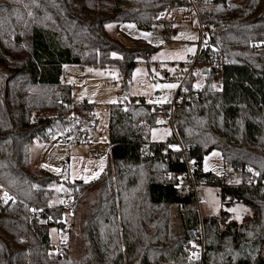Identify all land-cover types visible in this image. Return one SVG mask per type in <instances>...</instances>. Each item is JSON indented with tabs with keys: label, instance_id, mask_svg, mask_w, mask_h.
<instances>
[{
	"label": "trees",
	"instance_id": "obj_1",
	"mask_svg": "<svg viewBox=\"0 0 264 264\" xmlns=\"http://www.w3.org/2000/svg\"><path fill=\"white\" fill-rule=\"evenodd\" d=\"M96 2H0V181L44 207L31 217L21 202L0 211V264L191 263L185 246L200 217L192 190L181 189L188 183L186 162L180 149L164 155L163 142L150 139L165 112L135 97L109 105L105 173L90 183L66 182L72 196L80 194L70 223L79 234L80 255L72 256L70 247L52 254L49 227L65 229L68 209L49 204V185L59 178L29 170V145L57 131L67 136L91 128L97 120L92 103H71V87L61 82L64 65L115 64L128 80L136 61L155 49L142 40L127 46L108 35L104 24L132 21L148 28L155 12L185 0ZM200 14L212 24L211 44L230 63L216 91L193 87V76L185 80L189 104L174 110L177 136L171 129L168 141L181 142L198 166L195 178L217 186L222 206L239 201L252 212L241 223L226 209L201 217L205 262L264 264V0H206ZM212 149L240 172L238 184L202 171ZM170 206L176 208L175 226Z\"/></svg>",
	"mask_w": 264,
	"mask_h": 264
},
{
	"label": "rangeland",
	"instance_id": "obj_2",
	"mask_svg": "<svg viewBox=\"0 0 264 264\" xmlns=\"http://www.w3.org/2000/svg\"><path fill=\"white\" fill-rule=\"evenodd\" d=\"M205 2L206 0H201L200 4L204 5ZM96 3L98 4V0ZM166 8L168 6L154 13L155 20L148 28L138 27L132 21L104 24L108 35L127 46L134 40H142L155 49L145 59L139 58L136 61L128 80L122 77L115 64L104 67L64 65L61 82L71 87V103L80 104L83 101L92 103V113L97 120L93 127L86 128L91 138L88 143L74 141L76 132L80 129H75L67 136L62 131H57L50 133L48 139L35 138L30 143L29 170L35 172L42 169L59 178L58 182L49 185L51 193L48 201L51 206L66 205L73 198L66 182L80 180L83 183H90L98 180L105 173L110 149L107 138L110 104L118 103L120 95H124L127 100L135 97L137 100L142 99L150 106L159 105L176 90L180 82L178 69L182 64L186 65L190 62L196 54L198 29L191 22L168 23L164 20ZM112 56L117 57L118 55L112 54ZM193 73V87L201 89L207 85L212 91L220 88L219 74L210 71L208 75H204L198 69H195ZM168 84L175 85V87H157V85ZM164 119V115L157 116L156 125L150 131L152 141H165L166 139L168 141V138L172 136L171 127L163 123ZM93 152L97 156H92ZM261 168L264 169V166ZM201 169L203 172L212 173L216 178L224 179L229 184H238L240 181L236 175L223 178L225 170L233 172V169L224 164L218 149H212L204 156ZM257 169L252 168V173L258 172ZM198 197L202 199L198 205L196 204L199 217L218 215L222 209H226L234 221L241 223L252 215L250 208L239 201L229 206H222L218 188L215 185L202 182ZM168 214L170 224L175 226L177 224L175 206L168 208ZM64 216L66 222L65 229H62L65 231L64 236L58 235L57 227H49L50 240L53 245L52 254L62 253L70 247L71 255L78 257L81 253L79 234L70 224L73 212L66 210Z\"/></svg>",
	"mask_w": 264,
	"mask_h": 264
},
{
	"label": "built area",
	"instance_id": "obj_3",
	"mask_svg": "<svg viewBox=\"0 0 264 264\" xmlns=\"http://www.w3.org/2000/svg\"><path fill=\"white\" fill-rule=\"evenodd\" d=\"M200 3L201 0H185V2L180 4H174L168 6L165 9L166 20L168 23H174L179 21L191 22L198 29V42L196 54L193 56L192 60L186 65L182 64L178 69L180 75V82L176 90L169 95L162 104L154 105L152 104L151 109H159L165 112V119L163 123L169 125L173 131V134H176L173 122V112L177 108L183 106H188L189 102L186 100L187 89L185 87V80L194 76V70L198 69L200 73L205 74L210 71H213L216 74H220L223 68L230 63V59L224 54L223 51L214 47L210 42V33L212 32V24L210 22L204 21L200 14ZM163 20V19H162ZM206 68V72L202 71V68ZM127 98L124 95H120L119 102L126 103ZM69 107V105H68ZM74 141L77 143H88L91 141L89 132L86 129H82L76 132ZM174 146V147H173ZM182 151L184 160L187 165V178L188 183L182 184L181 189L190 188L194 194L195 203L198 205L201 202V198L198 197V190L202 187V182L195 178L194 173L198 170V166L189 160L186 156V149L182 146L181 142L178 140L176 142L164 141L162 143V154L166 155L169 150ZM92 156H97L95 152L92 153ZM233 172L224 171L223 178H228L232 175H236L240 180V172L232 170ZM251 183H254L252 179ZM8 193L10 199L4 198V193ZM48 194V192H47ZM80 194L73 196L70 202L66 205H63L68 210H73L76 205V200ZM16 202H21L28 207L27 216H32L33 210H41L44 207L36 206L31 203H28L21 199L16 192L11 190L7 185L0 181V211L8 206L13 205ZM182 210V208H179ZM65 231L60 230L59 236H64ZM186 251L188 253L190 264H208L204 260V228L201 217L199 218V223L196 230L193 232V236L186 243Z\"/></svg>",
	"mask_w": 264,
	"mask_h": 264
},
{
	"label": "snow or ice",
	"instance_id": "obj_4",
	"mask_svg": "<svg viewBox=\"0 0 264 264\" xmlns=\"http://www.w3.org/2000/svg\"><path fill=\"white\" fill-rule=\"evenodd\" d=\"M129 27H131V26H129ZM189 51H191V49H189ZM113 55H115V54H113ZM157 87L174 88L175 85H172V84H168V85H157ZM57 171H59V170L57 169ZM4 198L5 199H10V197L8 196V193H6V192L4 193Z\"/></svg>",
	"mask_w": 264,
	"mask_h": 264
},
{
	"label": "crops",
	"instance_id": "obj_5",
	"mask_svg": "<svg viewBox=\"0 0 264 264\" xmlns=\"http://www.w3.org/2000/svg\"><path fill=\"white\" fill-rule=\"evenodd\" d=\"M203 69H204V67L202 68V71H203ZM207 70H206V68H205V71H203V72H206ZM165 141H167V139L165 140ZM153 142H164V141H153ZM95 157V156H94ZM264 246V245H263ZM263 256H264V247H263Z\"/></svg>",
	"mask_w": 264,
	"mask_h": 264
},
{
	"label": "water",
	"instance_id": "obj_6",
	"mask_svg": "<svg viewBox=\"0 0 264 264\" xmlns=\"http://www.w3.org/2000/svg\"><path fill=\"white\" fill-rule=\"evenodd\" d=\"M203 71H205V68L203 69ZM190 237H192L193 236V231H190Z\"/></svg>",
	"mask_w": 264,
	"mask_h": 264
}]
</instances>
